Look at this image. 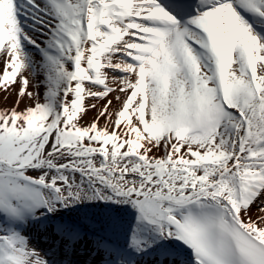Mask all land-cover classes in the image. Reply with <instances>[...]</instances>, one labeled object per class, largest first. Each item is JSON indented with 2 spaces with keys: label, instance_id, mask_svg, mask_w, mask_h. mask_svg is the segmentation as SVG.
<instances>
[{
  "label": "snow or ice",
  "instance_id": "obj_1",
  "mask_svg": "<svg viewBox=\"0 0 264 264\" xmlns=\"http://www.w3.org/2000/svg\"><path fill=\"white\" fill-rule=\"evenodd\" d=\"M0 264H264V0H0Z\"/></svg>",
  "mask_w": 264,
  "mask_h": 264
},
{
  "label": "bare ground",
  "instance_id": "obj_2",
  "mask_svg": "<svg viewBox=\"0 0 264 264\" xmlns=\"http://www.w3.org/2000/svg\"><path fill=\"white\" fill-rule=\"evenodd\" d=\"M89 115H91V113ZM76 259H82V257H77ZM95 259L99 261V257H96Z\"/></svg>",
  "mask_w": 264,
  "mask_h": 264
}]
</instances>
